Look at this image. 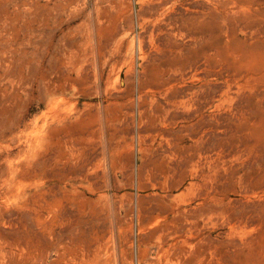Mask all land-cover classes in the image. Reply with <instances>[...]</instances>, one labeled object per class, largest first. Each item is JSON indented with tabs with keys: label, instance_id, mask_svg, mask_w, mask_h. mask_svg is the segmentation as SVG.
I'll use <instances>...</instances> for the list:
<instances>
[{
	"label": "rangeland",
	"instance_id": "374dc122",
	"mask_svg": "<svg viewBox=\"0 0 264 264\" xmlns=\"http://www.w3.org/2000/svg\"><path fill=\"white\" fill-rule=\"evenodd\" d=\"M158 4L0 0V264H264V0Z\"/></svg>",
	"mask_w": 264,
	"mask_h": 264
},
{
	"label": "bare ground",
	"instance_id": "6f19581e",
	"mask_svg": "<svg viewBox=\"0 0 264 264\" xmlns=\"http://www.w3.org/2000/svg\"><path fill=\"white\" fill-rule=\"evenodd\" d=\"M155 1V0H154ZM146 2V1H144ZM173 2H176V0H159V4L157 7L158 11H162L168 7V5L172 4ZM151 6V5H150ZM191 6V5H190ZM189 6V7H190ZM150 8V7H149ZM156 8V7H155ZM192 8V7H191ZM196 9V8H195ZM154 14V13H153ZM191 14V13H190ZM152 15V14H151ZM172 16V15H171ZM170 21V20H169ZM178 26V25H177Z\"/></svg>",
	"mask_w": 264,
	"mask_h": 264
}]
</instances>
